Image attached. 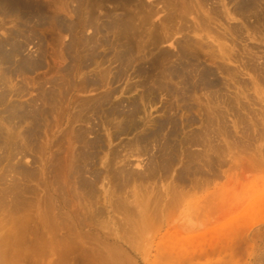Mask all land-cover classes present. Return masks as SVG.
Instances as JSON below:
<instances>
[{
  "label": "rangeland",
  "instance_id": "rangeland-1",
  "mask_svg": "<svg viewBox=\"0 0 264 264\" xmlns=\"http://www.w3.org/2000/svg\"><path fill=\"white\" fill-rule=\"evenodd\" d=\"M0 264H264V0H0Z\"/></svg>",
  "mask_w": 264,
  "mask_h": 264
},
{
  "label": "bare ground",
  "instance_id": "bare-ground-1",
  "mask_svg": "<svg viewBox=\"0 0 264 264\" xmlns=\"http://www.w3.org/2000/svg\"><path fill=\"white\" fill-rule=\"evenodd\" d=\"M244 2V1H243ZM240 37V36H239ZM181 43V42H180ZM190 43V42H189ZM181 45V44H180ZM183 45V44H182ZM189 49V48H188ZM187 52V48L186 47H181V49H180V57H181V59H185L186 57L189 59V61L190 60H192L191 58L192 57H190V55L188 54V53H186ZM128 55V54H127ZM127 55H126V57H127ZM124 59H125V57H124ZM256 59V58H255ZM195 60V59H194ZM127 61V60H126ZM196 61V60H195ZM191 62V61H190ZM194 62V61H193ZM169 65V64H168ZM188 65V64H187ZM191 66V65H190ZM194 66H195V64H194ZM198 66H199V64H198ZM168 68V70L166 69V71L167 72H165L168 76H169V82L171 83H168L167 82V85H168V87H165L164 88V86L162 87L161 85L162 84H164L165 82H163V80H162V83L161 82H159L160 80L158 79H155V80H157L156 81V84H157V86H158V84H160L159 86H160V90L161 89H166L167 90V92L168 93H170L171 95H174L175 96V99H180L179 101L181 102V101H183V102H185L184 103V106L183 107H185V108H187L188 109V111H190V109H189V107L191 108V106H189V104H187L186 103V99L188 98V94H185V93H189L190 91H191V93H194L196 90H197V92H198V90H199V88H202V87H204V88H214V89H216L215 87H217V85H219L218 84V81L217 80H214V74L211 72V70H209V69H203V70H201L198 74L195 72V71H189V69H191L190 67H188V66H186V63H184V62H180V64H179V66H177V67H175L174 68V66H171V64H170V66H167ZM170 68V69H169ZM196 68H198V67H196ZM200 68V67H199ZM198 70V69H197ZM230 71V70H229ZM228 71V72H229ZM233 72V71H232ZM235 73V72H234ZM226 74V73H225ZM260 74V73H259ZM195 75L197 76V77H195ZM161 76V75H160ZM213 76V77H212ZM230 76V75H229ZM232 76V75H231ZM212 77V78H211ZM159 78V77H158ZM197 78V84L193 81V79H196ZM117 79V78H116ZM240 79V78H239ZM238 79V80H239ZM176 80H177V82H176ZM172 83H174V84H172ZM195 83V84H194ZM178 84H181V85H184V86H182V88H184V87H186V89H184V90H181L182 92L180 93V90H178V88L177 89H175V87H177V85ZM166 85V84H165ZM173 87H172V86ZM180 85V86H181ZM159 86H158V89H159ZM175 86V87H174ZM155 87V86H154ZM244 87V86H243ZM203 88V89H204ZM219 89V88H218ZM224 89V88H223ZM222 89V90H223ZM222 90H221V88H220V90L217 92L218 94H220V97H217V99H215V100H213L214 101V104L212 103H210L211 105H213V106H211L210 104H203L204 105V109L207 107V111L210 113V115H213V117H215V118H212V119H210L211 120V122H216V120L217 121H219V123H220V121L221 120H223L224 119V113H223V111H221V109H220V107H218V109H217V105H221L222 103H224L226 106H231V105H234L233 103H235V101L236 102H238L237 101V99H236V97L237 98H242L241 97V95L239 96V95H237L235 98L233 97V98H231V97H226V98H228V99H226L225 98V95H223L222 94ZM201 91V90H200ZM200 91H199V93H200ZM152 92H150V96H152L153 95V93L151 94ZM225 93V92H224ZM190 94V93H189ZM227 94V93H226ZM239 94V93H238ZM191 95V94H190ZM235 95V94H234ZM185 96H187V98L185 97ZM219 96V95H218ZM228 96V95H227ZM184 98V99H183ZM186 100V101H185ZM218 101H219V103H218ZM209 102H212V101H209ZM152 103V102H151ZM239 103V102H238ZM181 104V103H180ZM183 104V103H182ZM240 105V104H239ZM258 105V104H257ZM243 106V105H242ZM260 106V105H259ZM86 107V106H85ZM138 107V106H137ZM235 106H233L232 108H234ZM244 107V106H243ZM85 108H83V110H84ZM137 108L135 107V105H134V108H133V111H137L136 110ZM139 109V108H138ZM231 109V108H230ZM83 110H82V112H83ZM91 111V110H90ZM132 111V112H133ZM138 111H140V110H138ZM206 111V112H207ZM85 112V111H84ZM88 112V111H87ZM117 112H115L114 114H116ZM138 113H140V112H138ZM83 114V113H82ZM130 114V113H129ZM134 114L136 115V113H132V116H131V118H130V116H128V117H126L125 119L126 120H124V121H120L121 123L120 124H122L121 126H120V131L121 132H123V133H126V132H128L129 130H133L135 127H138V125H137V122H136V120H131L132 118H133V116H134ZM79 115H81V114H79ZM85 115V114H84ZM139 115V114H138ZM253 115V114H252ZM82 116V115H81ZM83 117V116H82ZM85 117V116H84ZM208 117V116H207ZM244 117V116H243ZM79 118V117H78ZM169 119V118H168ZM226 119V118H225ZM224 119V120H225ZM85 120V119H84ZM209 120V119H208ZM209 120V121H210ZM244 120H246V119H243V121ZM208 121V122H209ZM210 122V123H211ZM240 122V121H239ZM242 122V121H241ZM240 122V123H241ZM255 122V121H254ZM156 123V128L154 129V131L153 132H150L148 135H146V137L144 136V138L143 139H140L139 141L140 142H143V143H146V142H149V141H154L153 139H157V138H159V136H160V133L165 129V128H167L168 127V125H172V130H171V133H169V136H168V138H167V145H169L168 143H169V141H171L170 140V138L171 137H175V136H178V133H177V131H178V129H179V123L177 122V121H175V119H174V121L173 120H171V122L170 121H157V122H155ZM223 123V122H222ZM244 124V123H243ZM220 125H222V124H220ZM245 125H247V124H245ZM210 126V125H209ZM39 127V126H38ZM222 127V126H221ZM224 127H222V129H223ZM250 128V127H249ZM252 128V127H251ZM209 129V128H208ZM217 129V128H216ZM175 131V132H174ZM262 131V130H261ZM120 132V133H121ZM203 132V131H202ZM199 132V133H197V134H195V135H197V136H191L192 138H190L187 142L188 143H191L190 141H193V143L195 142V144H197V143H201V144H203V143H207V142H209L210 140H209V138H211V140H213V139H215V136L214 137H210L211 135H208V133H207V131H205V132ZM212 132V131H211ZM216 132V131H215ZM221 132V131H220ZM228 132V131H227ZM34 133H35V131H34ZM201 133V134H200ZM209 133H210V131H209ZM253 133V132H252ZM32 134V133H31ZM211 134H214V133H211ZM229 134V133H228ZM227 134V135H228ZM216 135V134H215ZM33 136V135H32ZM31 136V137H32ZM213 136V135H212ZM220 136V135H219ZM230 136V135H229ZM247 136V135H246ZM27 137V136H26ZM30 137V138H31ZM194 137V138H193ZM224 137H226L225 135H224ZM231 138H233L232 136H230ZM230 137H228V140L229 139H231ZM245 137V136H244ZM219 138V137H218ZM35 139V138H34ZM161 139V138H160ZM86 140V139H85ZM159 140V139H158ZM187 140V139H186ZM216 140H218V139H216ZM234 138H233V141L232 142H234ZM32 141V140H31ZM80 141H83V139H81ZM156 141V140H155ZM207 141V142H206ZM84 142V141H83ZM96 142V141H95ZM98 142H99V139H98V141H97V143L96 144H98ZM173 142V141H172ZM171 142V143H172ZM183 142V141H182ZM181 142V143H182ZM212 142V141H211ZM227 142V141H226ZM229 142H231V141H229ZM251 142V141H250ZM87 143V142H86ZM101 143V142H100ZM166 143V142H165ZM192 143V144H193ZM210 143V142H209ZM248 143V142H247ZM85 144V143H84ZM93 144V143H92ZM210 144H213V143H210ZM234 144V143H233ZM232 144V145H233ZM237 144V143H236ZM245 144V143H244ZM231 145V144H230ZM95 146V145H94ZM100 146V145H99ZM206 146H207V144H206ZM209 146V145H208ZM211 146V145H210ZM234 146V145H233ZM238 146V145H237ZM250 146V145H249ZM93 147V146H92ZM247 147V146H246ZM89 148V147H88ZM220 148V147H219ZM90 149V148H89ZM88 149V150H89ZM223 149H225L224 148V146H223ZM237 149V148H236ZM94 150V149H93ZM96 150V149H95ZM245 150V149H244ZM97 151V150H96ZM91 152V151H90ZM175 152H174V149L173 150H171V153H170V155H169V162H170V164H171V166H173L175 163H176V161H177V159H176V155L174 154ZM84 154V153H83ZM83 154H81V155H83ZM190 154V153H189ZM79 155V154H78ZM87 156H89V155H87ZM191 156V155H190ZM193 156V155H192ZM191 156V157H192ZM195 156V155H194ZM193 156V157H194ZM197 156V155H196ZM200 155H198L197 157H195V158H193L194 160V162L192 161V163L194 164H198L197 166H195V168H193L194 170H193V173L192 174H190L191 172H187V173H185V172H183V171H181L180 173H179V177H177V178H179V181L181 182V183H185V184H187V183H189L190 181H188V177L189 176H193V174H199V172L200 171H202V168L201 167H211L213 164H214V160H211V159H209V158H204V157H199ZM85 157V156H84ZM91 158V157H90ZM190 159V158H189ZM83 160V159H82ZM219 161V160H218ZM192 164V165H193ZM160 165V164H159ZM198 166H200V167H198ZM161 167V166H160ZM166 167L167 166H163V167H161V168H164V169H166ZM189 167V166H188ZM211 168H213V166L211 167ZM210 168V169H211ZM168 169V168H167ZM166 169V170H167ZM191 170H192V166H191V168H190ZM203 172V171H202ZM153 173V172H152ZM169 174V173H168ZM200 174H202V173H200ZM80 175V174H79ZM128 176H129V174H128ZM127 176V177H128ZM191 176V177H192ZM196 177V176H195ZM128 178H130V177H128ZM178 180V179H177ZM199 181V180H198ZM89 185V184H88ZM88 189V188H87ZM92 189V188H91ZM93 190V189H92ZM177 191V190H176ZM89 196V195H88ZM90 197H91V195H90ZM123 202V201H122ZM130 204V203H129ZM114 205V204H113ZM112 205V206H113ZM127 205V204H126ZM122 206H124V205H122ZM130 207V206H129ZM124 209V208H123ZM129 210V209H128ZM131 210V209H130ZM129 210V211H130ZM125 211V210H124ZM128 211V212H129ZM167 211H168V209H167ZM98 212V211H97ZM102 212V211H101ZM126 212V211H125ZM97 215V214H96ZM133 223V222H132ZM128 224H130V223H128ZM126 226V225H125Z\"/></svg>",
  "mask_w": 264,
  "mask_h": 264
}]
</instances>
